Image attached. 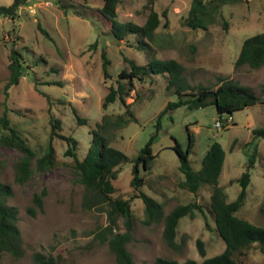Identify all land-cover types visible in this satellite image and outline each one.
I'll list each match as a JSON object with an SVG mask.
<instances>
[{
    "label": "rangeland",
    "instance_id": "rangeland-1",
    "mask_svg": "<svg viewBox=\"0 0 264 264\" xmlns=\"http://www.w3.org/2000/svg\"><path fill=\"white\" fill-rule=\"evenodd\" d=\"M70 1H74L75 7L87 17L75 15L71 8L63 12L55 0H28L13 19L0 17V116L6 112L11 126L27 139L36 156L43 153L48 144L49 116L60 120L58 133L77 140L76 156L81 159L89 145V132L101 115L123 112L117 100L105 110L100 107L115 75L127 67L123 56L139 65L145 64L149 56L175 59L184 68L182 75L186 82L193 87L215 88L220 80L230 79L238 85L251 87L259 97L263 95L264 64L257 69L246 65L234 68L233 64L242 41L264 31V0L223 5L221 17H216L205 30H191L183 24L191 0H152L151 4L146 0H120L116 7L115 20L118 22L142 25L149 8L157 13L159 25L152 39H144L151 48L150 55L135 46L132 34L122 41L111 36L109 25L96 16L101 0ZM10 2L0 0V5ZM38 26L48 36L42 34ZM11 48L18 50L25 66L18 84L11 86L5 96L2 87L8 75L6 65ZM102 52L109 61L107 79L103 78L101 70ZM134 86L138 97L134 98L131 91L126 99V103L134 99L131 104L134 120L114 130L109 141L110 146L122 151L127 158L119 166L113 182L115 194L126 198L132 195L129 186L132 159L153 133L157 114L167 102L176 100L173 88L166 89V79L161 75H151L145 82H135ZM73 110L86 119L85 125L77 124ZM227 116L217 114L210 104L192 109L177 107L161 116L160 129L151 145L155 158L149 170H141L144 183L139 191L160 203L163 213L192 200L198 203L200 211L196 210L192 218L179 220L175 245L169 247L162 237V221L144 224L143 203L138 197L132 198L133 220L126 249L134 264H152L155 257L200 262L223 250V241L216 234L207 209L209 188L202 187L196 196L178 188L177 181L182 180L183 175L178 170L179 161L171 146L176 141L181 149L186 148L187 125L192 140L188 160L191 168L198 170L206 148L217 142L224 151L217 185L227 202L234 200L240 190L234 180L245 171L252 150V144H247L252 137L251 131L264 126V104L234 111L229 121H226ZM216 122L225 125L216 127ZM257 143L258 155L250 168L244 201L235 215L264 227V212L260 210L264 203V138ZM52 146L58 165L43 172H36L31 165L32 174L23 184L14 179V163L21 154L0 146V182L10 187L7 204L17 211L16 226L23 250L18 258L0 253V264H32L34 252L58 257L57 264H115L113 254L97 236L108 224L105 211L82 207L83 187L71 168L72 159L63 156L65 141L53 138ZM41 190H45L42 211L35 210L31 216L25 209L31 205L32 193ZM123 231L122 218L117 217L114 232ZM197 239L202 242L203 257L198 252ZM255 245L251 244L240 257L242 264H259L263 260Z\"/></svg>",
    "mask_w": 264,
    "mask_h": 264
},
{
    "label": "trees",
    "instance_id": "trees-1",
    "mask_svg": "<svg viewBox=\"0 0 264 264\" xmlns=\"http://www.w3.org/2000/svg\"><path fill=\"white\" fill-rule=\"evenodd\" d=\"M28 0H11L8 5H0V17L13 19L17 10L24 6ZM120 0H101V6L97 9V18L109 25V33L117 41H122L128 34L134 35L135 46L146 50L149 55L151 48L145 40L150 41L154 30L159 25L157 13L149 8V13L142 25H137L130 21L118 22L116 18V7ZM242 0H191L183 24L191 30H205L207 25L215 22L220 16V8L225 4H232ZM148 4L152 0H146ZM59 9L66 12L71 8L72 12L81 17L86 14L75 7L74 1L55 0ZM83 7V6H82ZM84 8V7H83ZM165 19V12L162 13ZM225 26L226 22L223 21ZM42 34L47 33L38 26ZM130 45V44H129ZM149 60L139 65L132 59L123 56L127 67L122 68L113 80V84L107 87V92L102 98L100 107L105 110L114 101H118L123 107L122 113L101 115L100 120L94 123V128L89 132L90 141L84 156L78 159L76 156L77 140L72 136H64L58 131L61 130L60 120L49 116L50 126L48 144L39 156H36L27 139L21 135L7 117L6 112L0 116V146L17 150L21 155L14 163V179L17 183H25L31 176L33 165L36 172L47 171L58 165L56 153L52 146L53 138L65 141L63 156L72 159L71 168L76 176L77 182L83 187L82 202L83 208H96L104 210L107 218V226L97 234L100 243H105L109 252L114 256L115 264H134L131 254L126 249V244L130 241V231L132 227L133 215L130 201L134 197L141 199L143 203V223L146 225L162 221V237L169 247H174L176 230L179 220L183 217H194L196 210L200 211V206L195 200L185 204H177L167 213H163L162 205L139 191L144 180L141 170H149L151 161L155 158L151 145L160 129V118L168 110L177 107L188 109L200 108L212 105L217 114H227V117L237 110L250 107L255 104H264V88L261 89L262 97L255 94L254 90L248 86L238 85L230 79H222L215 88L197 85L190 86L183 77V66L175 59H155L149 56ZM7 79L3 85V93L7 96L8 89L18 84L24 70V60L15 48H11L8 53ZM108 59L101 53V70L104 79L109 78L107 73ZM264 64V31L246 37L240 46L237 57L234 61V68L246 65L248 68L257 69ZM151 75H161L166 79V89L173 88L176 100L167 102L164 108L155 118L154 131L148 137L138 154L132 159L130 168L131 178L129 186L132 195L128 198L115 194L113 182L117 178L119 166L127 160L125 154L109 145L113 131L134 120L131 104L134 99L126 103L131 91L134 98H137L135 82H145ZM58 84H60L58 82ZM45 96V95H44ZM49 101L48 96H45ZM75 120L78 125H85L86 119L80 118L73 110ZM187 133V145L183 150L174 141L171 149L175 152L179 166L178 170L183 175L182 180L177 181L178 188L197 195L199 190L206 186L209 188L207 209L212 218L214 230L223 241V250L211 257L203 258L200 262L193 259H186L177 262L172 259L155 257L152 264H242L240 257L245 250L253 243L255 248L264 257V227L249 223L238 218L235 212L241 207L245 197V190L250 181V168L258 155L257 140L264 138V126L252 129L251 140L247 144H252V150L248 154L246 169L234 182L240 190L236 198L230 202L225 200L222 189L217 185V179L221 172L224 159V151L217 142L209 144L201 157L200 168L193 170L188 160V153L192 147V140L188 127L185 125ZM234 140L230 148H232ZM45 190L32 193L31 205L26 207L27 214L33 216L35 210L42 211V198ZM11 196L10 187L0 182V253H7L14 258L22 255V238L16 226L15 207L7 204V198ZM261 212H264V203ZM117 217L123 221L124 231L114 232ZM196 245L200 256H204L202 242L196 240ZM58 257L50 254L34 252L31 255L32 264H57ZM259 264H264V258Z\"/></svg>",
    "mask_w": 264,
    "mask_h": 264
},
{
    "label": "built area",
    "instance_id": "built-area-1",
    "mask_svg": "<svg viewBox=\"0 0 264 264\" xmlns=\"http://www.w3.org/2000/svg\"><path fill=\"white\" fill-rule=\"evenodd\" d=\"M229 120H230V118H229V117H227V118H226V121H229ZM224 125H225V124H223V123H220V122H216V123H215V126H216V127H220V126H222V127H223Z\"/></svg>",
    "mask_w": 264,
    "mask_h": 264
}]
</instances>
